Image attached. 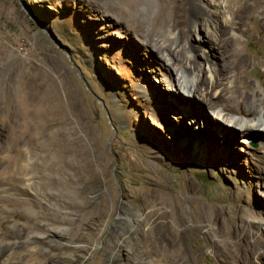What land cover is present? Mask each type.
I'll list each match as a JSON object with an SVG mask.
<instances>
[{
	"label": "rangeland",
	"instance_id": "rangeland-1",
	"mask_svg": "<svg viewBox=\"0 0 264 264\" xmlns=\"http://www.w3.org/2000/svg\"><path fill=\"white\" fill-rule=\"evenodd\" d=\"M210 1L0 0V264H264V125L245 136L177 83L220 25ZM241 2L263 93L264 0ZM172 9L203 16L168 65L151 36Z\"/></svg>",
	"mask_w": 264,
	"mask_h": 264
},
{
	"label": "bare ground",
	"instance_id": "bare-ground-1",
	"mask_svg": "<svg viewBox=\"0 0 264 264\" xmlns=\"http://www.w3.org/2000/svg\"><path fill=\"white\" fill-rule=\"evenodd\" d=\"M213 3L218 6L219 13L223 15L220 25L215 26L214 34L211 33L210 28L205 30V34L202 32L204 28L198 29V25H196L197 28L195 29H198L201 34L200 43L196 46L192 42L184 48L187 53H192L193 58L192 61L187 60L185 69L177 68V75L179 76V78L176 77L177 83L191 93L192 97H199L207 102L216 114L217 119L225 121L232 128L239 129L240 133L245 136H253L254 131L260 130V127L264 125V99H262L264 92H255L244 80L248 60L241 49L239 37L241 32L250 37L251 32L242 29V23H244L240 18L242 13L231 10L230 14L233 22L228 19L226 14L228 6L241 5L242 2L241 0H211L209 5ZM175 10H169L162 20H158L154 25V33L151 36V47L160 57L162 55V59L168 65L175 64L178 61V50L176 51L173 48L175 47L176 38L174 30H180L177 39L180 36H188L187 27L189 22L193 20L192 16L198 18L203 16L201 11L191 9L188 12L179 11V14L183 15L180 18ZM261 24H264L263 19ZM229 27L233 29L231 34H229ZM259 34L264 41V30H260ZM211 35L214 38L208 39L207 37ZM207 46L213 52L211 56L206 51ZM201 53L205 55V62L201 63L207 65L206 71L200 69L202 65L196 61ZM212 57L214 59H211ZM231 66L235 70L233 74L230 72ZM184 82H187L189 86L185 87ZM190 84H192V87H190ZM244 87L249 88L247 94L242 92ZM249 103L251 105L246 108L245 105ZM217 128L228 131L221 124ZM262 138L264 140V132ZM260 244L261 240L259 241Z\"/></svg>",
	"mask_w": 264,
	"mask_h": 264
},
{
	"label": "water",
	"instance_id": "water-1",
	"mask_svg": "<svg viewBox=\"0 0 264 264\" xmlns=\"http://www.w3.org/2000/svg\"><path fill=\"white\" fill-rule=\"evenodd\" d=\"M48 35L50 38L54 39V36L51 33L48 32Z\"/></svg>",
	"mask_w": 264,
	"mask_h": 264
}]
</instances>
